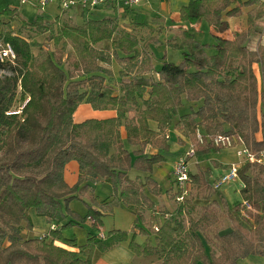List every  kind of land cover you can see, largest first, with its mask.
Returning a JSON list of instances; mask_svg holds the SVG:
<instances>
[{
    "label": "trees",
    "instance_id": "trees-1",
    "mask_svg": "<svg viewBox=\"0 0 264 264\" xmlns=\"http://www.w3.org/2000/svg\"><path fill=\"white\" fill-rule=\"evenodd\" d=\"M242 9L244 27L230 39L214 35L211 54L191 30L179 27L165 44L181 51V62L163 58L156 70L149 52L154 32H140L138 24L128 30L116 16L55 24L37 17L28 23L16 9L0 11V41L11 44L17 54L14 64L0 62V70L10 72L0 75V264H92L95 251L121 242L136 256L158 251L159 264H238L242 258L264 256V165H239L242 202L227 215L211 199L218 188L210 170L200 167L189 170L186 198L179 201L176 192H168L177 204L176 216L164 211L160 214L167 217L159 222L152 200L161 193L152 169L167 158V131L183 99L192 105L174 128L180 140L194 145L195 156L220 149L207 140L216 134L233 136L253 153L264 151V34L255 48L249 45L258 30L255 23L264 18V1L190 0L179 13L191 24L206 18L219 27ZM17 20L22 27L50 33L52 51L44 52L35 65L31 42L12 28ZM82 103L112 115L75 121ZM199 128L205 138L201 145L196 141ZM71 161L77 167L72 185L63 173ZM100 181L113 186V204L135 215L133 229L139 221L148 225L155 246L136 242L134 230L132 237L120 229L90 233L83 245L63 237L60 223L66 215L61 203L69 199L90 193L86 219L101 225L105 202L99 205L91 193ZM196 199L206 202L198 206ZM30 210L51 225L46 234H30ZM183 214L187 227L178 218Z\"/></svg>",
    "mask_w": 264,
    "mask_h": 264
},
{
    "label": "rangeland",
    "instance_id": "rangeland-1",
    "mask_svg": "<svg viewBox=\"0 0 264 264\" xmlns=\"http://www.w3.org/2000/svg\"><path fill=\"white\" fill-rule=\"evenodd\" d=\"M36 1L37 0H27V2L21 3L19 0H0V11L7 8L16 9L21 15V17L24 20H26L28 23L32 22L37 17H41L43 22L53 23V24H55L56 22H65V21H71L67 23H81L83 20V18H81L80 16L81 13L79 12V10L62 11L60 8H58L56 4H49L44 9H41L36 3ZM163 1L164 0H142L140 3H138L135 6V8L137 9L136 11L140 15V19L144 20L147 23H152L153 22L152 19H156L157 16H160L164 19L166 26H170L173 25L174 23L179 22L178 21L179 8L181 5L187 3L189 0H169L170 8L168 12L162 6ZM96 16L97 18L113 17L114 13L112 12L111 9H100L99 13L96 10H93L87 15L88 18H93ZM180 21L182 25L186 26L194 33L195 38L198 41L206 44L205 50L208 54L214 53V47H213L214 36L210 32V29L207 27L206 23H203L197 29L195 25L193 26V24L189 23L188 21H182V20ZM20 23L21 22L17 20L15 23L12 24V28L13 30L19 31V33L23 37L27 38L31 42L32 52L34 56L33 65H35L36 63H38V61H40L44 57V52L52 51V41L49 39L50 33L48 31L45 33H38L30 27L20 26ZM239 25L241 29L242 27H244L245 25L244 19L242 20V22H239ZM255 26H256L255 27L256 30L257 29L258 30L257 33L254 31V33L251 35L249 41V45L251 48H255L256 43L260 39L261 35L264 34V18L258 20L255 23ZM241 29L236 30V33ZM158 34H160L158 35V42L151 43V46H149L150 48L149 51L151 53V58H152V65L154 69L156 70L159 68L163 58L166 61L175 64L180 63L183 57L181 51L168 48L167 46H165V43H163V40L170 35L167 28L163 29L159 27ZM107 46L109 47V45ZM111 69L113 71V80H117L119 68L115 62L112 64ZM0 75L2 76L10 75V72L7 70L5 71L0 70ZM258 79H259V84H261L259 74H258ZM191 105L192 103H190L186 99H183L182 105L178 109V116L187 113L190 110ZM111 115L112 112L110 111L96 110L93 109L90 105L82 103L75 110L74 119L75 121L79 122L87 117L105 118ZM178 116H176L173 119V122H175ZM169 137H170L169 138L170 144L174 148L176 144L177 135L173 127H171L169 130ZM188 146L189 144L185 148L181 149V151L178 154L181 155L185 153L186 150L188 149ZM236 150L235 149L233 150L227 149L225 151L223 149L212 150L206 155L203 156L197 155L190 160L189 170L191 172H196L197 170L196 163H199L203 167H210L213 173H215L216 171L215 163L219 162L221 163L222 167L226 166L225 168L221 167V170H223V172L224 170H226L224 174H227L230 171L231 164L240 163V158L236 155ZM176 159H177L176 155L168 153L166 160L163 161L161 164L155 165L152 169V177L157 181L161 190L159 196H152V200L155 202L156 207L160 208L158 211V215H161L160 213L164 211L167 214H172V215H175L176 212L177 204L169 198V195H167L169 194L168 192L176 190L174 185L172 184L173 183L172 170ZM63 173L65 180L69 184L72 185L77 182V167L74 161H71L66 165ZM129 173L131 177H134L136 172L134 169H131ZM237 180H238L237 178L229 180L228 183H226L221 188L222 192H224V194L226 195L228 199L227 202L230 206H232L233 204H237L240 201L238 194L234 190L236 189V187L233 185L235 184V182H237ZM92 188L93 189L91 193L95 195L93 196L94 199L96 201L99 200V202L101 201L99 205L105 202L104 206L102 207L103 215L101 216L102 217L101 225L95 226L94 224L91 223V219L88 218L86 219L88 212L90 211L89 205H91V200L89 196H85L84 199H79V198L69 199L61 203L62 211L66 215V217H64L60 223V225H64L61 231L63 237L66 239H75L78 245H83L87 242V238L89 237L90 233H94L98 235V234H102L103 232L106 234L108 233L109 230L114 228L122 229L123 231L129 233V237H132L133 216L130 214L129 211L124 209V207L112 203L113 192H114L113 186L109 182L100 181L94 183L92 185ZM166 195L167 197H165ZM216 197L217 194H215V198ZM200 202L203 201L196 200L194 203L200 204ZM178 218L180 221L183 222L185 227L188 226L187 215L183 214L181 217ZM157 219L159 222H161L160 218ZM36 223L32 221L33 230L31 231L30 234L33 236H42L43 234H46L48 229L51 227L50 224H49L50 226L47 225L45 219H41V224L36 225ZM142 225H144V227L148 226L145 223H143ZM137 228H139V226ZM141 229L144 230V233L141 235L137 234L135 236V241L139 242L143 246H145L146 244H148L151 247L155 246L156 244L155 236L153 235L152 231L147 227ZM24 233L27 232L24 231ZM126 243L127 242H123V244ZM103 254H104L103 252L101 253L95 251L92 257V264H104L103 263L104 261H102L101 259ZM118 261L120 264H125L123 262L122 257H119ZM159 263H160V256L158 251H156L155 254L151 256H136L133 254L128 261V264H159Z\"/></svg>",
    "mask_w": 264,
    "mask_h": 264
},
{
    "label": "crops",
    "instance_id": "crops-1",
    "mask_svg": "<svg viewBox=\"0 0 264 264\" xmlns=\"http://www.w3.org/2000/svg\"><path fill=\"white\" fill-rule=\"evenodd\" d=\"M190 1V0H189ZM189 1L187 2V3H189ZM187 3H185V4H183V5H181L180 6V8H179V12H180V9H181V7L182 6H184V5H186ZM162 6H163V8L165 9V10H167V12H168V10H169V8H170V6H169V0H164L163 2H162ZM100 9H110V8H105V7H102V8H98V9H95L98 13L100 12ZM112 10V9H111ZM137 9L135 8V6L133 7V8H131V9H127V10H125V11H123V12H121L120 14H116V12L114 11V10H112V12L114 13V16H116L117 17V19H118V21L120 22V24H121V27H124L125 25L127 26L128 25V27H127V29L128 30H131V28L134 26V25H136V24H138V25H136V26H138L137 27V29L141 32V31H143V29H145V28H148V30H153V32H154V36H153V41H152V43H157L158 42V35H160V34H158V31H159V27L160 28H163V29H165V28H167V30H168V32H169V36H167L164 40H163V43H165V41L170 37V36H172L173 34H175L176 32H177V30H178V28L179 27H184V28H187L186 26H184V25H182V23H181V18H180V13L178 12V21L179 22H177V23H174L173 25H170V26H166V24H165V21H164V19L162 18V17H160V16H157V18L156 19H152L153 20V22L152 23H147V22H145L144 20H141L140 19V15L138 14V12L136 11ZM93 10H91V11H89V12H86V14H85V16H83V15H80V14H78V15H80L81 16V18H83V20L85 19V18H88L87 17V15H88V13H90V12H92ZM79 12L81 13L82 11H80L79 10ZM245 14H246V11H245V9H242V13H241V15H239V16H234V17H225L224 19H223V21H222V23H221V25L219 26V27H214V26H212L210 23H209V21H208V19H206V18H201L200 20H198L195 24H193V26L195 25V27H197V29L200 27V25H202L203 23H206V25H207V27L210 29V32L212 33V35L214 36V35H217V36H221V37H225V38H228V39H230L232 36H233V34L236 32V30H239V29H241L240 28V25H239V22H242V20L244 19V17H245ZM77 15V14H76ZM21 16V15H20ZM139 16V17H138ZM22 18V17H21ZM93 18H97V16L96 17H93ZM99 18V17H98ZM232 18V19H231ZM238 18V19H237ZM82 20V21H83ZM183 21V20H182ZM245 22V21H244ZM144 25V27H142V25ZM177 24V25H176ZM225 25H227V26H225ZM243 28V27H242ZM190 30V29H189ZM192 32V31H191ZM193 33V32H192ZM194 34V33H193ZM195 36V35H194ZM196 39V38H195ZM151 46V45H150ZM165 46H166V44H165ZM150 52V51H149ZM151 54V53H150ZM86 104V103H85ZM88 118V117H87ZM176 121V120H175ZM150 126H151V128L152 129H154V130H156V124L155 123H153V122H151L150 123ZM171 127H173L174 128V122L170 125V127H169V129H168V131H167V137H168V143H169V153L170 154H174V155H176V158L179 156V152L181 151V149H183V148H185L190 142L188 141V140H180V135H179V133L176 131V129L174 128V130L176 131V135H177V139H176V144H175V147L173 148L172 146H171V144H170V137H169V130H170V128ZM199 131L202 133V129H200L199 128ZM123 136H124V132H123ZM238 147V144H236L235 145V147H233V148H229V150H233V149H235L236 150V148ZM219 150H222V149H219ZM224 151L225 150H227V149H223ZM210 152V151H209ZM209 152H206L205 154H200V156H203V155H206L207 153H209ZM181 154V153H180ZM241 162V161H240ZM237 164H239V163H237ZM196 165H197V170H198V168L200 167V168H202V169H209L210 170V180L212 181V182H214V183H216L217 182V180L221 177V175H223L224 174V172L226 171V170H224V172H223V170H221V163H219V162H217V163H215V166H216V171H215V173H213V171H212V169L210 168V167H203V166H201L199 163H196ZM220 166V167H219ZM218 167V168H217ZM226 166H224V167H222V168H225ZM196 170V171H197ZM137 175V173H135V176ZM151 175H152V173H151ZM134 176V177H135ZM173 176V175H172ZM238 179V178H237ZM172 182H173V179H172ZM228 183V182H227ZM173 184V183H172ZM226 184V183H225ZM225 184H223V185H221V186H219L218 187V189H216L217 190V197L215 198V195H213V197H211V199H213V198H215V199H217L218 200V202L220 203V205H221V209H222V211H223V213L225 214V215H227L228 214V212H229V210L234 206V205H236V204H233L232 206H230L229 204H228V202H227V197H226V195L224 194V192H222V186H224ZM241 181H240V179H238L237 180V182H235V184H233L235 187H236V189H234L235 190V192L238 194V196H239V199H240V201L238 202V203H240V202H242V198L240 197V195H239V189H240V187H241ZM174 185V184H173ZM173 192H175V191H173ZM219 192H220V194H219ZM90 195V193L88 194V196ZM167 195H169V194H167ZM167 195L165 196V197H167ZM93 196H95L94 194H93ZM196 200H200V201H203V202H200V204H197L198 206H200V205H202V204H205V200H201V199H196ZM195 200V201H196ZM163 201V200H162ZM97 202L98 203H100L99 202V200H97ZM237 203V204H238ZM117 205H120V206H122V207H124L123 205H121V204H117ZM96 207V206H95ZM94 207V208H95ZM96 209L97 210H100V208L97 206L96 207ZM124 209H126L127 211H129L130 212V214L133 216V226H135V224H134V220H135V215L129 210V209H127L126 207H124ZM159 207H156V210L157 211H159ZM30 217H31V219H32V221H34L35 223H36V225H38V224H41V219H44L43 217H38L36 214H35V211L34 210H30ZM102 214H103V211H102ZM150 214L149 213H147V214H145V218L146 219H149L150 218ZM36 217V218H35ZM158 218H160L162 221L164 220V218H166L167 217V215H164V216H162V215H160V216H157ZM230 222V221H229ZM91 223L92 224H94L95 226H100V224L99 223H96V222H94V219L93 220H91ZM143 224V222L142 221H139L138 223H137V227L139 226V228H134L133 229V227H132V232H133V230H134V232L136 233L135 235H137V234H143L141 231H140V228H148V226H145L144 227V225H142ZM47 225H49V223H47ZM50 226V225H49ZM114 229H116V228H114ZM112 230V229H111ZM120 230H122V229H120ZM101 232V231H100ZM105 233H103L102 232V234H100V235H104ZM144 236V235H143ZM139 243V242H138ZM57 244L58 245H61V246H63V247H66L65 245H63V244H61V243H59V242H57ZM67 248V247H66ZM104 254L102 255V257H101V259H102V261H104L103 263L104 264H120L119 263V257H122V259H123V262L125 263V264H128V261H129V259L131 258V256L133 255L132 253V251L128 248V245H127V243L126 244H123V242H121V243H118V244H116L114 247H112L111 249H109V250H107V251H105V252H103ZM135 255V254H134ZM238 264H264V256H258V255H253V256H249V257H246V258H242V259H239L238 260Z\"/></svg>",
    "mask_w": 264,
    "mask_h": 264
},
{
    "label": "built area",
    "instance_id": "built-area-1",
    "mask_svg": "<svg viewBox=\"0 0 264 264\" xmlns=\"http://www.w3.org/2000/svg\"><path fill=\"white\" fill-rule=\"evenodd\" d=\"M21 3L27 2V0H19ZM142 0H37L36 3L41 9H44L49 4H56L62 11L73 10L89 12L98 8H110L120 14L125 10H129L140 3ZM264 1V0H262ZM17 59V54L11 44L0 41V62L14 64ZM18 113V111L10 112ZM212 146L220 149H229L235 147L236 155L240 158L239 164H231L230 171L227 174L221 175V177L215 183V187L227 183L229 180L237 178V172L239 165L242 163H257L264 165V151L259 153H253L249 151L243 144L237 143L233 136L228 134H216L207 139ZM196 141L198 144H203L205 141L204 136L197 129ZM195 157V147L193 144H189L185 153L179 155L174 162L172 175L175 192L177 193L176 200H183L189 195V162ZM93 220V219H91ZM154 229H157V225H154Z\"/></svg>",
    "mask_w": 264,
    "mask_h": 264
}]
</instances>
